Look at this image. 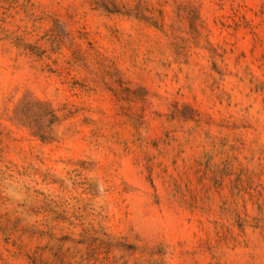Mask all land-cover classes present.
Listing matches in <instances>:
<instances>
[{
	"label": "rangeland",
	"instance_id": "1",
	"mask_svg": "<svg viewBox=\"0 0 264 264\" xmlns=\"http://www.w3.org/2000/svg\"><path fill=\"white\" fill-rule=\"evenodd\" d=\"M0 264H264V0H0Z\"/></svg>",
	"mask_w": 264,
	"mask_h": 264
}]
</instances>
